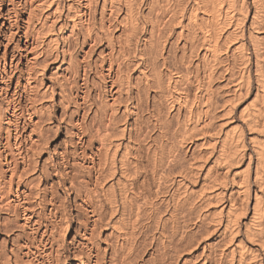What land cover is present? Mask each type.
I'll return each instance as SVG.
<instances>
[{"label": "bare ground", "instance_id": "obj_1", "mask_svg": "<svg viewBox=\"0 0 264 264\" xmlns=\"http://www.w3.org/2000/svg\"><path fill=\"white\" fill-rule=\"evenodd\" d=\"M0 264H264V0H0Z\"/></svg>", "mask_w": 264, "mask_h": 264}, {"label": "rangeland", "instance_id": "obj_2", "mask_svg": "<svg viewBox=\"0 0 264 264\" xmlns=\"http://www.w3.org/2000/svg\"><path fill=\"white\" fill-rule=\"evenodd\" d=\"M51 135H53L52 133H51ZM61 137V135H58V137ZM52 138H51V141L49 142V144H48V147H47V149L44 151V153L43 154H45V153H47V151L49 150V151H53V148H54V144H56V142L55 141H57V139H58V137H53V136H51ZM63 137V136H62ZM62 139V138H61ZM60 139V140H61ZM58 196H59V198L61 199V200H63V201H66V203H67V199H65V198H63L62 197V194H61V192L59 191V194H58ZM65 199V200H64ZM70 240V238L68 239V241Z\"/></svg>", "mask_w": 264, "mask_h": 264}]
</instances>
